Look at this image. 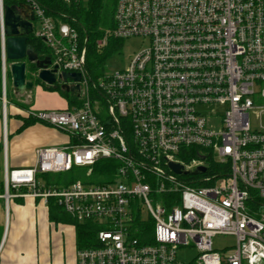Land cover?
Here are the masks:
<instances>
[{
    "label": "built area",
    "instance_id": "obj_1",
    "mask_svg": "<svg viewBox=\"0 0 264 264\" xmlns=\"http://www.w3.org/2000/svg\"><path fill=\"white\" fill-rule=\"evenodd\" d=\"M11 5L50 50L56 74L81 81L67 82L79 85L77 103L36 116L69 142L36 149L28 168L3 160L5 221L15 197L54 200L73 223L94 224L76 264H264V0H115L113 28L95 47L149 42L127 69L97 82L86 71L87 38L64 16H48L38 0H0L3 85ZM103 160L117 166L107 182L92 183V165ZM210 163L220 169L209 173ZM73 167L85 170L83 180L46 186L38 178ZM217 236L234 242L216 249ZM185 249L196 251L187 262Z\"/></svg>",
    "mask_w": 264,
    "mask_h": 264
},
{
    "label": "crops",
    "instance_id": "obj_2",
    "mask_svg": "<svg viewBox=\"0 0 264 264\" xmlns=\"http://www.w3.org/2000/svg\"><path fill=\"white\" fill-rule=\"evenodd\" d=\"M5 85H3V90ZM43 86L47 87L44 83L41 85L33 84L32 89L29 90L27 94L30 97V101L27 103L29 109L34 112H42L43 110L67 108L68 104L64 98L61 106L45 105L39 102L42 96L40 94H43L45 90ZM19 101L17 100V102ZM20 102L27 105L24 100ZM24 115L25 113L13 104H7L5 97L0 100V143L3 145L2 162L6 159L11 170L32 166L35 161L34 151L38 148L58 147L69 142L68 137L58 130L37 123L29 125L27 129L18 133L17 130L21 124L19 116L23 117ZM7 116L11 119L10 126H12L11 151L13 152V157L11 162L7 156L9 136L7 126L9 119ZM15 116H17V119ZM8 216L7 221H5L4 216H0V264H39L36 260L38 255L36 252L44 248L43 241L45 242L46 238H51L55 246H57L56 241L53 239L57 238L60 246V237H62L61 241L65 239L64 237H72L74 250L71 257L65 259V246H63L62 243L64 242H62L61 251L53 252L50 255L52 264L53 261L55 264H76L75 229L69 224L51 223L49 221L48 205L42 200L14 197L8 204ZM54 250L53 247L51 253Z\"/></svg>",
    "mask_w": 264,
    "mask_h": 264
},
{
    "label": "trees",
    "instance_id": "obj_3",
    "mask_svg": "<svg viewBox=\"0 0 264 264\" xmlns=\"http://www.w3.org/2000/svg\"><path fill=\"white\" fill-rule=\"evenodd\" d=\"M40 5L46 9V14L48 16L54 17L55 15L64 16L60 19L64 22L73 26L78 35L84 40L87 38L85 43L86 49V71L88 76L92 81L97 82L100 77L104 74V62L105 59L110 54L113 46L118 44L114 42L111 46V49L108 47H102V49H97L95 47V41L103 36V32L106 29L113 28V12L115 9V0H88L85 3H70L68 5L63 4L60 0H38ZM109 42V40H108ZM109 43V46L111 45ZM108 44V43H107ZM27 49L34 52L39 59L51 56L50 50H48L44 44L36 39L32 35H28L27 39ZM36 73L34 66L29 64L26 80L32 81L33 84L41 85L42 83L37 81L33 76ZM7 79L9 76L7 74ZM6 79V81H7ZM1 67H0V100L2 99L1 91ZM48 91H56L58 94L64 98L70 107L72 104L77 103V95L73 93H66L64 90H61L58 86L56 88L46 87ZM7 100L9 103H13L15 107L19 109H25V107L17 101L9 99L8 94L6 93ZM20 127L17 132H21L29 125L36 124L38 121L32 117L20 118ZM3 145L0 143V193L3 191L2 186V156ZM116 163L111 160H103L92 165V174L91 180L92 183L103 184L107 182L110 178L109 175L113 174V171L116 168ZM219 166L213 163L209 164V173H215L219 170ZM85 170L73 167L71 171L67 173H58V174H43L38 178L41 179L44 185L46 186H59V185H70L74 181L80 179L83 180ZM261 206V203H258V206ZM48 215L49 221L53 224H69L73 226L76 232L75 244L77 248L89 247L94 240V235L98 228L92 223L78 224L73 223L55 204L54 200L49 199L48 202Z\"/></svg>",
    "mask_w": 264,
    "mask_h": 264
},
{
    "label": "rangeland",
    "instance_id": "obj_4",
    "mask_svg": "<svg viewBox=\"0 0 264 264\" xmlns=\"http://www.w3.org/2000/svg\"><path fill=\"white\" fill-rule=\"evenodd\" d=\"M114 42H117L118 44H116V46L114 45L110 54L108 55V57L105 59L104 62V73L107 75H111L113 73H115V71H122L125 70L129 67L130 65V61L133 58V56L139 52H141L142 50H144L145 47L148 46V40L146 38H136V37H131L129 39H109L108 44L105 46L108 47L109 49H111V46ZM109 43L111 44L109 46ZM102 49V48H100ZM28 69V68H27ZM8 72V71H7ZM7 73L5 76V88L3 90V85H1V91H2V98L5 97L6 99V103L9 104L8 100H7V96L6 93L9 96V99H12L14 101L17 100H24L25 103H29L30 101V97L27 96V94L29 93V90H23L21 92L15 90L12 86V81H10V78L7 79ZM57 86V85H56ZM56 86L54 85L52 88H56ZM58 87L59 83H58ZM43 88L45 89L43 92L41 98L39 99V102H42L45 105H62V97L58 94L57 90L56 91H48L46 89L45 86H43ZM4 91V92H3ZM4 93V96H3ZM64 100V99H63ZM19 101L20 104H22L25 109H19L20 111L24 112L25 115L23 117L19 116V118H27L28 117H32L33 119H35L37 122V124L39 125H45L47 127H50V125H47L45 122L40 121L36 116L38 112H34L31 109H29V105H24L23 103H21ZM11 105L13 103H10ZM14 105V104H13ZM73 105V104H72ZM15 106V105H14ZM17 108V107H16ZM67 108H70L69 106H67ZM57 110H62V109H57ZM220 112L216 111V115H219ZM9 119V124L8 126V150H7V156L9 161H12V155L13 152L11 151V147H12V135H11V127L10 126V121L11 119L9 118V116H7ZM15 118L17 119V116H15ZM211 125H213L216 129L218 128V122H216L215 120H211ZM3 215V201L0 199V216ZM65 239L61 241L62 237L59 238V244L57 242V238H53L56 241L57 246H55L54 242L51 240V238H46L45 242L43 241V245L44 248L41 250H39L38 252H36L37 257L36 260L39 262V264H52V258L50 257L51 254H53V252H58L61 251V247L62 244L63 246H65V259H69L72 255V252L74 250V246H73V238L72 237H64ZM68 238V239H67ZM214 240V246L216 249H220L221 247H224L225 245H230L233 244L234 240L231 237H227V236H217L215 238H213ZM64 242V243H62ZM62 243V244H61ZM54 247V251L51 250ZM76 247V246H75ZM77 249V247H76ZM76 253V250H75ZM195 253L196 251L193 249H185L183 251L179 252V256H181V259L185 262H187L189 259L195 257ZM73 260V259H72ZM53 264H55V262L53 261Z\"/></svg>",
    "mask_w": 264,
    "mask_h": 264
},
{
    "label": "water",
    "instance_id": "obj_5",
    "mask_svg": "<svg viewBox=\"0 0 264 264\" xmlns=\"http://www.w3.org/2000/svg\"><path fill=\"white\" fill-rule=\"evenodd\" d=\"M4 37L6 61L8 63V74L12 86L15 90L21 92L23 90H31L33 82L26 80V73L28 65L34 66L36 73L33 75L39 82L44 83L47 87H53L57 80H61V90L66 93L78 92L79 85L68 86L67 82L73 80L74 82H80L81 76L77 73H57V66L51 68V61L49 57L39 59L37 55L27 49V39L32 31V27L29 21L23 20L16 7L13 5L5 8L4 14ZM4 96V94H3ZM172 170L178 174L181 170V166L169 165ZM205 173V168L200 167L196 170V173Z\"/></svg>",
    "mask_w": 264,
    "mask_h": 264
}]
</instances>
